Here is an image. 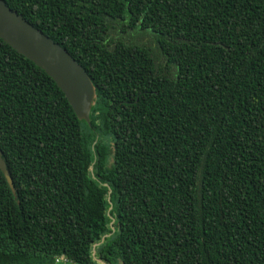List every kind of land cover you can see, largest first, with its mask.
<instances>
[{
	"label": "trees",
	"instance_id": "trees-1",
	"mask_svg": "<svg viewBox=\"0 0 264 264\" xmlns=\"http://www.w3.org/2000/svg\"><path fill=\"white\" fill-rule=\"evenodd\" d=\"M3 1L95 99L0 39V264H264V0Z\"/></svg>",
	"mask_w": 264,
	"mask_h": 264
},
{
	"label": "water",
	"instance_id": "water-1",
	"mask_svg": "<svg viewBox=\"0 0 264 264\" xmlns=\"http://www.w3.org/2000/svg\"><path fill=\"white\" fill-rule=\"evenodd\" d=\"M0 39L41 68L64 94L77 118L90 125L95 89L86 70L65 48L9 8L3 0H0ZM0 170L11 184L1 150Z\"/></svg>",
	"mask_w": 264,
	"mask_h": 264
},
{
	"label": "rangeland",
	"instance_id": "rangeland-1",
	"mask_svg": "<svg viewBox=\"0 0 264 264\" xmlns=\"http://www.w3.org/2000/svg\"><path fill=\"white\" fill-rule=\"evenodd\" d=\"M109 21L110 29L108 37L110 42L119 38L129 43L145 45L152 50L159 65H163L165 63V58L161 55L157 47L156 35L151 30L129 28L125 23H118V21L111 19Z\"/></svg>",
	"mask_w": 264,
	"mask_h": 264
}]
</instances>
